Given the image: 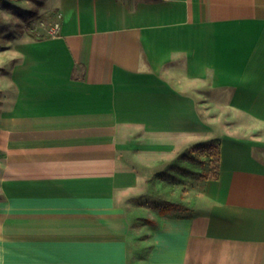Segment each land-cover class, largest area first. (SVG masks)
<instances>
[{
    "label": "crops",
    "instance_id": "1",
    "mask_svg": "<svg viewBox=\"0 0 264 264\" xmlns=\"http://www.w3.org/2000/svg\"><path fill=\"white\" fill-rule=\"evenodd\" d=\"M50 1L56 35L0 36V264H264V0Z\"/></svg>",
    "mask_w": 264,
    "mask_h": 264
},
{
    "label": "rangeland",
    "instance_id": "2",
    "mask_svg": "<svg viewBox=\"0 0 264 264\" xmlns=\"http://www.w3.org/2000/svg\"><path fill=\"white\" fill-rule=\"evenodd\" d=\"M52 6L53 1L50 0H0V36H11L24 31H29L38 36L44 26L49 28L54 22L51 13L47 12V9ZM227 111L226 118L228 122L233 124L234 114L229 108H227ZM203 158H206V160L212 159L213 164L210 168H215V158L213 156L210 158L207 155ZM188 164L194 167L196 172L203 170L199 165L190 162ZM199 180L198 175H192L191 177L184 175L182 181L178 183L171 182L164 176L153 177L148 181L147 192L142 198L143 205H147V202L156 196L153 190L156 186L163 196L170 199L175 206H181L180 204L185 201L184 198L189 197L186 191L192 187V183L197 184Z\"/></svg>",
    "mask_w": 264,
    "mask_h": 264
},
{
    "label": "trees",
    "instance_id": "3",
    "mask_svg": "<svg viewBox=\"0 0 264 264\" xmlns=\"http://www.w3.org/2000/svg\"><path fill=\"white\" fill-rule=\"evenodd\" d=\"M213 156L215 158V168H210L213 164L212 159L206 160L203 158L204 156ZM221 155V139L215 138L209 141L199 143L194 147L188 149L184 153H182L175 161L170 163L166 168L165 175L166 179L171 180V182H181L182 176H192L198 175L199 179L202 178H214L218 174V165ZM194 163L199 165L201 169L199 171H195L194 167L189 166L188 163ZM155 197L147 202L151 207L158 210L161 214H164L173 209V202L168 199L166 196L159 191V189L155 186L153 188Z\"/></svg>",
    "mask_w": 264,
    "mask_h": 264
},
{
    "label": "built area",
    "instance_id": "4",
    "mask_svg": "<svg viewBox=\"0 0 264 264\" xmlns=\"http://www.w3.org/2000/svg\"><path fill=\"white\" fill-rule=\"evenodd\" d=\"M61 17V14H58L57 18L59 20V18ZM60 28V23L59 21H54L51 28H50V34L51 35H56L59 31Z\"/></svg>",
    "mask_w": 264,
    "mask_h": 264
}]
</instances>
